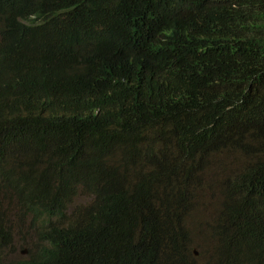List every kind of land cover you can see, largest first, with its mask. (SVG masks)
Returning a JSON list of instances; mask_svg holds the SVG:
<instances>
[{
    "label": "trees",
    "instance_id": "obj_1",
    "mask_svg": "<svg viewBox=\"0 0 264 264\" xmlns=\"http://www.w3.org/2000/svg\"><path fill=\"white\" fill-rule=\"evenodd\" d=\"M241 1L232 43L205 7L162 57L139 40L154 25L149 0H0V264H207L264 240V0ZM52 99L68 104L55 108L60 127L103 129L101 164L118 165L143 206L70 205L78 194L68 162L58 150L53 159ZM226 152L247 159L234 176L217 159ZM48 170L61 181L41 189ZM145 195L157 211L142 219ZM207 195L218 208L201 218ZM10 213L31 224L21 258ZM168 242L183 246L154 250Z\"/></svg>",
    "mask_w": 264,
    "mask_h": 264
},
{
    "label": "clouds",
    "instance_id": "obj_2",
    "mask_svg": "<svg viewBox=\"0 0 264 264\" xmlns=\"http://www.w3.org/2000/svg\"><path fill=\"white\" fill-rule=\"evenodd\" d=\"M150 7L154 15V25L148 24L146 21L140 26L139 40L143 50L151 48L156 49L157 52L161 53L162 57L169 55L175 47L176 38H180L186 32L191 31V17L192 15L198 13L202 8L209 7L214 8L215 16L212 20V24L219 26L221 32V39L225 42L232 43L235 40V34L232 29V23L241 14L246 12V3L241 0H149ZM124 8L120 7L116 12L118 16L123 14ZM105 15V9H103L100 20ZM234 18V19H233ZM233 19V20H232ZM21 21V19L19 20ZM20 88V87H19ZM58 106H68L59 100L52 99L50 108L46 111V120L48 123L55 126L60 132V139L54 141L55 149L53 153V159L56 157L58 150V155L65 159L69 165V172L73 177L72 183H69L73 193L77 192V197L74 203L71 201L70 205H75L79 212L84 211L83 208L94 209V207H99L102 205H109L120 198H126L130 201L132 208L143 206L139 200L143 198V195L136 196V191L134 188V183L129 181L126 174L120 169L118 165H110L104 167L101 164L100 156L97 150L94 149L93 145L97 142L98 137L103 129H97V131H85L76 132L77 129L81 128V122L77 121L73 126L60 127L54 118L55 108ZM203 129H197L195 135L203 133ZM39 133H36L37 138ZM205 135L202 139L197 141L198 147H201V143L204 141ZM38 139V138H37ZM42 141V140H40ZM48 142V141H45ZM237 155L240 157V162L233 165L232 159ZM218 161L225 167L233 169L231 176H234L233 172L237 170L236 173L241 171V168L247 163V159L236 153L226 152L217 156ZM62 174V170L59 171ZM53 179L54 182H59L61 180L56 178V174L52 170L45 172L40 188L48 183L49 180ZM91 180H96L101 183V185L92 186L90 185ZM39 186H37L39 188ZM7 194L11 192L10 190L5 191ZM39 191L36 197L39 195ZM147 206L145 209V218L148 215L150 208L153 207V201L147 195L144 197ZM68 205V206H70ZM39 205L35 203V212L39 210ZM54 211V206L51 204L49 210ZM157 211V210H156ZM14 217L13 213H10L9 220ZM54 216L43 219L48 220V224L53 223ZM16 222L19 220L22 227L27 224L30 228L31 234V224L27 220L23 221L21 218H13ZM14 223L9 222L8 225L13 235V241H15L16 231L21 232L19 226H13ZM32 235V234H31ZM32 237V236H31ZM183 243L171 242L164 243L160 247L154 250L162 249H180ZM194 253V257L198 260L200 252L193 241L187 246ZM6 249H4L5 251ZM153 250V251H154ZM8 259H11L8 251H5ZM22 254H26V250L21 251ZM215 251H213L214 253ZM212 253V255H213ZM207 264H264V240L260 237L253 240V243L244 248L241 251L240 257L237 258L232 254L226 252L225 250L219 251V255L216 256L210 263Z\"/></svg>",
    "mask_w": 264,
    "mask_h": 264
},
{
    "label": "rangeland",
    "instance_id": "obj_3",
    "mask_svg": "<svg viewBox=\"0 0 264 264\" xmlns=\"http://www.w3.org/2000/svg\"><path fill=\"white\" fill-rule=\"evenodd\" d=\"M240 162V157H238L237 155H235L232 159V163L233 165H236ZM218 164V161H215V165ZM221 165H222V161H221ZM212 179L218 180L219 181V176H213ZM218 204L219 202L214 201V199H211L208 195L206 196V202L205 205L203 207L200 208L199 211V217H208L211 216L214 213V208H218ZM54 219V218H53ZM13 226H19L20 228H23V230L21 229V232L23 231L24 233H18V229L16 228V236H15V244H14V249L18 255L19 258L23 257L24 254H22L21 251L26 250L27 253V249L23 248L21 250L20 245H22L23 241H28L29 237H31L32 235L30 234V228H28L27 224L24 225V227H22V225L20 224L19 220H17L16 222L14 221V219H11ZM203 234H205V232L203 231ZM24 239V240H23ZM14 254H10V258L13 257Z\"/></svg>",
    "mask_w": 264,
    "mask_h": 264
}]
</instances>
